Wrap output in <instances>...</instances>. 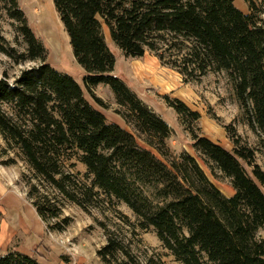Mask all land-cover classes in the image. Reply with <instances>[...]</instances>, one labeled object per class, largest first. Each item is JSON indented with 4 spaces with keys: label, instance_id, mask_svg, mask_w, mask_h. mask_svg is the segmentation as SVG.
<instances>
[{
    "label": "trees",
    "instance_id": "obj_1",
    "mask_svg": "<svg viewBox=\"0 0 264 264\" xmlns=\"http://www.w3.org/2000/svg\"><path fill=\"white\" fill-rule=\"evenodd\" d=\"M244 2L248 14L233 0H53L73 58L84 71V90L107 109L93 90L109 87L124 110L115 113L161 161L141 149L136 136L107 123L85 99L82 87L47 62L48 52L28 27L17 0H0L25 45L19 52L0 35V53L16 65L37 64L11 83L6 74L0 79L1 165H16L19 158L35 178L88 214L100 195L123 203L135 215L137 228L152 229L180 264H264V171L256 151L232 126H224L230 150L191 133L193 149L211 174L217 171L229 181L231 197L215 187L187 152L172 157L165 145L167 123L112 76L115 59L103 35L105 26L126 58L155 53L184 84L224 74L246 125L264 143V13L252 0ZM165 101L184 121L200 120L180 100ZM74 154L92 176L91 187L65 172ZM24 179L26 196L43 223L58 221L56 204ZM58 223L53 230L61 233L69 219ZM99 226L106 239L96 253L102 264H165L158 255L134 253L131 241ZM131 235L137 237L134 227ZM0 264L40 263L8 249L0 252Z\"/></svg>",
    "mask_w": 264,
    "mask_h": 264
},
{
    "label": "rangeland",
    "instance_id": "obj_2",
    "mask_svg": "<svg viewBox=\"0 0 264 264\" xmlns=\"http://www.w3.org/2000/svg\"><path fill=\"white\" fill-rule=\"evenodd\" d=\"M242 1L244 2V0H234L233 2L237 6V3H242ZM252 1L264 13V0ZM17 3L24 14L28 27L47 50V62L58 72L66 74L78 82L84 91L85 99L105 116L107 123L120 121L122 118L115 113V110L121 112L124 110L115 104L114 95L109 87L101 85V89H94L95 96L104 102L107 109L100 108L84 90V71L73 58L68 36L55 11L53 0H17ZM260 18L264 20V14H261ZM0 35L19 52L25 50L23 39L17 33V24L9 19L2 3H0ZM103 35L108 49L115 59L112 76L121 80L139 99L144 100L143 103L149 110L167 123L170 134L165 145L172 157H177L183 151L187 152L196 159L215 187L224 196L228 195L231 188L229 181L217 171L211 174L203 159L193 149L191 133L230 150L232 144L224 126H232L237 134L256 151V161L264 171V143L246 125L244 112L240 109L234 90L224 74H208L198 81L184 84L181 76L176 71L163 66L155 53L146 52L140 59L126 58L111 42L108 29L105 26H103ZM36 65L31 62L16 65L0 53V79L6 74L11 83L22 70ZM165 97L171 100H180L191 111L197 112L200 115V120L197 123L184 121L167 107ZM126 126V130L136 136L137 144L141 149L151 151L157 159L164 161L157 152L138 138L131 126ZM4 147L5 144L0 137V154ZM10 157L14 158L13 155ZM4 160L5 157H2L0 162ZM7 167L18 173L17 186L15 185L16 187L13 189L22 199L30 202L26 196L29 187L23 182V176H25V182L29 181L36 185L40 192L48 196L59 208L58 221L48 220L44 224L52 233V237L47 235L48 238L68 254L69 260L65 259V262L102 264L96 255L97 251L106 243L103 230L99 226V223H102L111 231L119 233L126 241H131L134 253L155 254L160 256L165 264H180L163 248L152 229L142 231L137 228L135 215L123 203L100 195L88 206V214L65 200L52 187L35 178L32 170L19 158L16 159V165ZM64 170L72 174L79 184L91 187L92 176L87 174L86 167L78 161L77 154L66 161ZM94 192H98V190L94 189ZM65 218L69 219V223L61 232L62 236L59 239L54 236L58 232L53 229L57 228L58 222H62ZM133 227L137 235L135 238L131 235ZM66 249L72 253H68Z\"/></svg>",
    "mask_w": 264,
    "mask_h": 264
},
{
    "label": "crops",
    "instance_id": "obj_3",
    "mask_svg": "<svg viewBox=\"0 0 264 264\" xmlns=\"http://www.w3.org/2000/svg\"><path fill=\"white\" fill-rule=\"evenodd\" d=\"M236 8L244 14L249 13L248 6L243 1L237 3ZM99 89L101 85L95 88ZM121 120L109 124L118 125L126 130L127 126ZM17 181L18 173L15 170L0 165V252L12 249L35 258L40 264H70L65 262V259L69 260L65 250L54 245L48 238L45 224L31 203L22 199L13 189L17 186ZM233 195L234 190L231 187L230 193L225 197ZM54 236L60 239L62 235L55 233Z\"/></svg>",
    "mask_w": 264,
    "mask_h": 264
},
{
    "label": "built area",
    "instance_id": "obj_4",
    "mask_svg": "<svg viewBox=\"0 0 264 264\" xmlns=\"http://www.w3.org/2000/svg\"><path fill=\"white\" fill-rule=\"evenodd\" d=\"M46 233H47V235H49L50 237H52V233L48 230V229H46ZM61 242V241H60ZM65 249V248H64ZM66 251L68 252V253H72V251H69V249H66Z\"/></svg>",
    "mask_w": 264,
    "mask_h": 264
}]
</instances>
